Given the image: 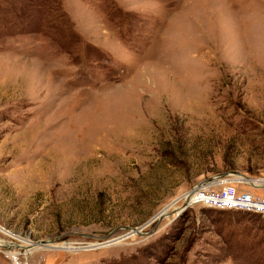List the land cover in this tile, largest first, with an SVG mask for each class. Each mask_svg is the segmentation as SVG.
I'll return each instance as SVG.
<instances>
[{
    "label": "rangeland",
    "instance_id": "1",
    "mask_svg": "<svg viewBox=\"0 0 264 264\" xmlns=\"http://www.w3.org/2000/svg\"><path fill=\"white\" fill-rule=\"evenodd\" d=\"M232 172L264 198V0H0V264H264L185 199Z\"/></svg>",
    "mask_w": 264,
    "mask_h": 264
},
{
    "label": "built area",
    "instance_id": "2",
    "mask_svg": "<svg viewBox=\"0 0 264 264\" xmlns=\"http://www.w3.org/2000/svg\"><path fill=\"white\" fill-rule=\"evenodd\" d=\"M217 184L221 186L220 190L215 191L212 184L195 193L199 194L195 200L192 199L195 195L188 198L189 207L195 203H201L214 209L258 214L264 218V198L255 197L250 192H240L235 181L229 178H220L214 185ZM259 188L264 189V186Z\"/></svg>",
    "mask_w": 264,
    "mask_h": 264
},
{
    "label": "bare ground",
    "instance_id": "3",
    "mask_svg": "<svg viewBox=\"0 0 264 264\" xmlns=\"http://www.w3.org/2000/svg\"><path fill=\"white\" fill-rule=\"evenodd\" d=\"M42 166V165H41ZM40 166V167H41ZM35 167V166H34ZM33 169V168H32ZM34 171H37V167L35 168V170ZM236 176H238L239 178H237V179H234V178H232V179H230V180H233V181H235V183H237V184H245V183H247V182H245V179L246 178H244V177H242V176H240V175H236ZM241 178V179H240ZM249 180V179H248ZM252 181V180H251ZM254 181V180H253ZM253 181L252 182H250V183H253ZM217 182V181H216ZM255 183H257V182H255ZM212 184H215V181H214V183L213 182H211V183H209V184H206V183H204V184H202V186H200L202 189H206V188H208V187H210ZM254 186V185H253ZM261 186H264V182L263 181H261ZM189 195L190 194H187L186 196H185V199L187 198L188 199V197H189ZM195 195V197H193L192 199L193 200H195L197 197H199V194H194ZM174 205V204H173ZM173 205H171L169 208H167V210L165 211V212H167V214H168V211L171 209V207H173ZM166 214V213H165ZM164 216V214H163V212H162V214H161V216L160 217H163ZM6 244H7V242H6ZM5 244V245H6ZM9 244V243H8ZM4 245V246H5ZM17 246V245H16ZM37 247L38 246H44L43 244H38V245H36ZM31 248L32 247H34V246H30ZM28 249V248H27ZM29 252H31V251H25V254L27 253H29ZM26 254V255H27ZM9 255L11 256V258H13V259H15L16 261L18 260V258L16 257V253H13V252H11V253H9Z\"/></svg>",
    "mask_w": 264,
    "mask_h": 264
},
{
    "label": "water",
    "instance_id": "4",
    "mask_svg": "<svg viewBox=\"0 0 264 264\" xmlns=\"http://www.w3.org/2000/svg\"><path fill=\"white\" fill-rule=\"evenodd\" d=\"M232 175H240V176H242V177H244V178H246V179H250L248 176H245V175H242V174H240V173H237V172H232V173H224L223 175H221V177L222 178H225V177H229V176H232ZM204 184V183H203ZM202 184H200L198 187L200 188V186H201ZM197 187V188H198ZM160 218H163V217H160ZM132 231L134 232H137L138 234H145V233H143V232H141V231H139V230H137V229H132ZM56 240H51V241H42V242H40L41 244H43V245H49V244H51V243H53V242H55Z\"/></svg>",
    "mask_w": 264,
    "mask_h": 264
}]
</instances>
